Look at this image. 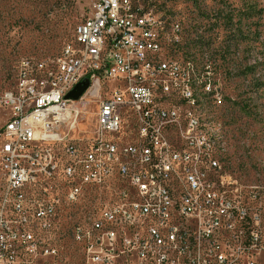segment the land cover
<instances>
[{"label":"built area","instance_id":"2783aa9c","mask_svg":"<svg viewBox=\"0 0 264 264\" xmlns=\"http://www.w3.org/2000/svg\"><path fill=\"white\" fill-rule=\"evenodd\" d=\"M180 36L135 0H94L55 59H21L0 92V264H260L263 211L194 126ZM210 61L199 77L213 80L218 115ZM84 79V95L67 99ZM93 102L75 136L77 103ZM96 189L107 193L99 210L79 211ZM64 215L71 258L46 242Z\"/></svg>","mask_w":264,"mask_h":264},{"label":"rangeland","instance_id":"374dc122","mask_svg":"<svg viewBox=\"0 0 264 264\" xmlns=\"http://www.w3.org/2000/svg\"><path fill=\"white\" fill-rule=\"evenodd\" d=\"M135 2L180 23L176 57H190L198 77L204 73L206 54L210 58L225 102L218 115L212 97L192 110L220 127L223 171L236 181L244 201L260 207L264 220V0ZM93 4L94 0H0V92L12 86L21 59H55L73 40L77 25L91 14ZM76 106L83 111L78 136L89 129L97 102ZM106 196L105 190H93L78 210L98 211ZM60 218L47 235V246L58 249L61 258H71L76 254L67 232L72 223L66 215ZM57 260L48 258L46 264Z\"/></svg>","mask_w":264,"mask_h":264},{"label":"bare ground","instance_id":"6f19581e","mask_svg":"<svg viewBox=\"0 0 264 264\" xmlns=\"http://www.w3.org/2000/svg\"><path fill=\"white\" fill-rule=\"evenodd\" d=\"M186 75H187L188 91L190 97L192 98L191 108L195 109L197 106L201 104L203 99L210 98L208 92H206V87H212V83L210 80H206V85H204L203 80L199 81L200 79L195 74L193 67H191V63L189 64V67L186 68ZM198 85L202 87L201 91L199 90ZM202 93H203V97H202ZM212 98L214 100V105H216V99L214 97ZM195 115L196 117H194V126H197L198 129H202V138L204 140H209L210 146L212 150H214V154L221 156L223 145H222V137L219 135V132L221 131L220 127L218 125H215V123L202 118L201 115H197V114Z\"/></svg>","mask_w":264,"mask_h":264},{"label":"water","instance_id":"95a60500","mask_svg":"<svg viewBox=\"0 0 264 264\" xmlns=\"http://www.w3.org/2000/svg\"><path fill=\"white\" fill-rule=\"evenodd\" d=\"M89 87V79H84L83 81L79 82L71 92L68 93L66 98L77 101L84 95V93Z\"/></svg>","mask_w":264,"mask_h":264},{"label":"crops","instance_id":"0c3cea01","mask_svg":"<svg viewBox=\"0 0 264 264\" xmlns=\"http://www.w3.org/2000/svg\"><path fill=\"white\" fill-rule=\"evenodd\" d=\"M262 258V257H261Z\"/></svg>","mask_w":264,"mask_h":264}]
</instances>
